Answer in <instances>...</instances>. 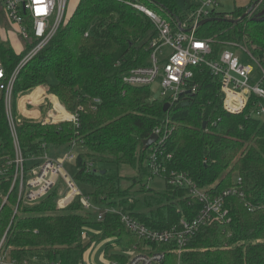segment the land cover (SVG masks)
<instances>
[{
    "label": "trees",
    "instance_id": "16d2710c",
    "mask_svg": "<svg viewBox=\"0 0 264 264\" xmlns=\"http://www.w3.org/2000/svg\"><path fill=\"white\" fill-rule=\"evenodd\" d=\"M180 1L79 0L49 43L16 75L11 94L13 116L18 115L20 97L29 94L27 101L37 105L44 97L37 88L45 87L51 95L52 122H57L24 117L16 126L19 147L25 159L42 152L58 158L74 145L77 174L73 179L93 189L86 194L95 207L123 208L147 227L165 230L182 219L192 220L202 205L192 201L186 190L168 184L164 191L155 192L133 179L132 186L140 184V188L123 190L120 175L98 166H129L142 179L148 174L142 164L149 152L142 143L158 127L171 130L162 147L165 155H171L168 172L187 174L198 189L211 195L238 187L233 180L237 175L242 197H226L227 217L199 228L180 257L173 250L166 251L170 246L158 247L165 253L160 264H264V121L249 115L251 104L240 114L227 113L219 83L204 66L195 71L196 93L182 96L166 112L164 101L151 99L150 87L122 82L130 69L148 64L151 50L146 46L156 33L151 20L132 5H142L175 26L185 11L201 5L200 0H188L182 7ZM255 1L210 16L241 18L236 24L210 22L197 29L198 38L211 41L213 56L227 43H237L264 68V0L243 17ZM33 45L18 55L0 41V61L7 79ZM50 74L53 85L48 84ZM69 113L76 116V123L62 121L70 118ZM0 150L14 156L2 99ZM92 166L97 168L91 170ZM9 188L10 183L0 185L3 195ZM58 198L59 187H55L34 206L19 205L12 219L16 192L11 191L0 210V239L12 221L6 247L13 259L79 264L88 247L81 242V232L89 226L103 230V238L116 237L121 248L144 245L118 216L107 214L97 223L94 213L82 210L78 198L65 210L57 209Z\"/></svg>",
    "mask_w": 264,
    "mask_h": 264
},
{
    "label": "built area",
    "instance_id": "2783aa9c",
    "mask_svg": "<svg viewBox=\"0 0 264 264\" xmlns=\"http://www.w3.org/2000/svg\"><path fill=\"white\" fill-rule=\"evenodd\" d=\"M222 1L224 0L201 2L198 8L185 11L175 26L142 5H132L151 20L156 33L146 46L148 50H151L148 64L130 69L122 82L131 87H150V90L155 87L158 98L151 96V99L164 101L171 106L182 96L196 93L195 71L204 66L219 83L223 109L227 113L240 114L251 104L249 115L264 121V68L262 65L247 48L237 43H227L216 56H213L211 41L196 36L198 23L217 12L216 8ZM67 3L68 0H0V12H4L7 19L17 26L24 40V49L27 45L34 43L9 79L0 61V100L2 99L3 102L14 147L13 157L0 150V185L4 182L10 183L7 195H3L0 191V210L8 202L11 191L15 190L16 205L13 210V219L18 213L19 205L32 207L38 204L53 188L59 187L61 179L63 188L59 187L58 210H65L78 198L82 210L94 213L97 223H102L107 214L116 215L130 234L144 242L141 248L125 249L116 244V237L103 238L104 231L99 227H84L81 232V242L90 249L85 252L83 262L79 264H94L87 261L88 253L93 246H97V250L91 260H94L96 253L103 249L100 264H160L165 253L157 248L163 246H170L171 249H167L173 250L180 257L199 228L210 224L213 220H224L227 217V210L224 208L225 198L234 195L242 197V193L239 188L241 180L237 175L233 180L238 187L211 195L198 189L187 174L168 172L166 163L171 160V155H165L162 147L171 130H162L158 127L152 133L157 136V140L147 149L149 152L145 160L148 173L145 176L146 186L150 189L148 182L154 177H162L166 184L186 190L188 197L202 206L192 220L182 219L177 226L165 230L147 227L123 208L95 207L89 195L82 193L76 181L67 175L63 168L66 162L76 160L74 145L58 158L47 152L32 155L29 159H25L22 155L16 133V126L21 120L13 116L11 108L15 78L20 68L41 51L55 35L65 18ZM164 48H168L169 51L165 52ZM235 50L246 54L258 66L260 73L258 78L253 77L252 67L243 64ZM251 80L254 84L250 83ZM43 101H45L44 97ZM26 104L34 106L30 101ZM52 111L46 113L48 120L43 121L44 123H57L50 122ZM67 121L76 123L77 118L70 114ZM166 174L167 176L164 177ZM11 225L12 221L0 239V264H38L29 261L20 262L11 257V249L6 247ZM112 256L116 259H112ZM117 257L125 258V260L121 262L117 260Z\"/></svg>",
    "mask_w": 264,
    "mask_h": 264
},
{
    "label": "rangeland",
    "instance_id": "374dc122",
    "mask_svg": "<svg viewBox=\"0 0 264 264\" xmlns=\"http://www.w3.org/2000/svg\"><path fill=\"white\" fill-rule=\"evenodd\" d=\"M79 0H68L67 7H66V20L72 15L74 12L76 5ZM201 2L206 3L207 0H200ZM184 3L186 5L189 3L188 0H181L180 5L183 7ZM248 4V0H224L220 2L219 6L216 8L218 13H230L232 12L235 7L239 6H244ZM0 41L7 43V45L18 55H20L23 50H24V45H23V37L19 34L17 26L15 24L7 19V16L5 15L4 12H0ZM165 52H168V48H164ZM234 51V50H232ZM235 53L239 56L240 61L243 64L250 65L253 69V77L258 78L260 73H259V68L258 66L247 57L246 54L242 53L240 50H235ZM55 83V79L52 74L48 76V84L53 85ZM251 84H254L253 81H250ZM43 94L46 92V88H42ZM29 95V94H28ZM151 96L154 98H158L157 90L156 88L151 89ZM28 96H22L18 100L17 103V111L18 119H23L24 117L29 118L31 121H45L48 120V115L46 114L48 111L52 110V102L51 100L45 99V101L32 106L27 105V99ZM41 104V105H40ZM40 106H43V108H40ZM27 111H30V113H27ZM52 120H50L51 122ZM62 121H67V120H62ZM143 168L146 167V161L143 162ZM99 168H105L107 171H113L116 172L120 177L122 178L121 183H120V188L121 189H127L132 186L133 179L140 181V184H146V177H142L138 173L136 169H133L129 166L121 165V166H109V165H99ZM64 170L69 175L71 178H75L77 174V168H76V163L75 161L71 162H66L64 165ZM95 166H92L91 170H94ZM140 184H137L136 186H132V190H138L140 188ZM77 187L82 191V193H91L93 189H91L90 186L82 185L78 182H76ZM149 187L155 191V192H162L166 189V183L165 180L162 177H154L152 181L148 182ZM59 187L63 188V182L60 179L59 180ZM90 248L87 247V250ZM97 250V246H93L91 248V251L88 253V262L94 263V264H100V258L103 253V249H100L96 253V257L94 260H91L94 252ZM166 251H169L166 249Z\"/></svg>",
    "mask_w": 264,
    "mask_h": 264
},
{
    "label": "water",
    "instance_id": "95a60500",
    "mask_svg": "<svg viewBox=\"0 0 264 264\" xmlns=\"http://www.w3.org/2000/svg\"><path fill=\"white\" fill-rule=\"evenodd\" d=\"M261 0H257L255 1L252 6L250 7V9L246 12V14L243 16L245 17L246 15H249L252 13V11L254 10V8L256 7V5L260 2ZM239 19H229V18H207V19H204V20H201L197 27H201L207 23H210V22H230V23H234L236 24L239 20ZM170 108V105L168 103H165L164 106H163V111H167L168 109ZM206 124L203 123V129L205 128ZM157 140V136L155 134H151L149 136L148 139L144 140V142L142 143V148L144 150H147L155 141ZM104 173V172H102Z\"/></svg>",
    "mask_w": 264,
    "mask_h": 264
},
{
    "label": "crops",
    "instance_id": "0c3cea01",
    "mask_svg": "<svg viewBox=\"0 0 264 264\" xmlns=\"http://www.w3.org/2000/svg\"><path fill=\"white\" fill-rule=\"evenodd\" d=\"M37 89H42V88H37ZM37 89H35V90H37ZM35 90H33V91H35ZM32 91V92H33ZM30 94H31V92H30ZM44 95V99H46L48 96H51V95H48L46 92H45V94H43ZM26 96H29V95H26ZM20 99V98H19ZM27 101V99L25 100V102ZM27 113H30V112H28L27 111Z\"/></svg>",
    "mask_w": 264,
    "mask_h": 264
}]
</instances>
